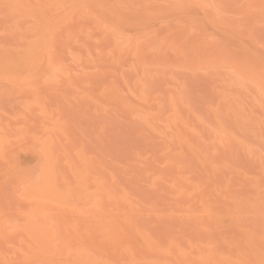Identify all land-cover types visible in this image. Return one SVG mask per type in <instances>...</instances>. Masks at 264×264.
Returning <instances> with one entry per match:
<instances>
[{
  "label": "bare ground",
  "instance_id": "obj_1",
  "mask_svg": "<svg viewBox=\"0 0 264 264\" xmlns=\"http://www.w3.org/2000/svg\"><path fill=\"white\" fill-rule=\"evenodd\" d=\"M0 264H264V0H0Z\"/></svg>",
  "mask_w": 264,
  "mask_h": 264
},
{
  "label": "snow or ice",
  "instance_id": "obj_2",
  "mask_svg": "<svg viewBox=\"0 0 264 264\" xmlns=\"http://www.w3.org/2000/svg\"><path fill=\"white\" fill-rule=\"evenodd\" d=\"M5 7H8V5H5Z\"/></svg>",
  "mask_w": 264,
  "mask_h": 264
}]
</instances>
